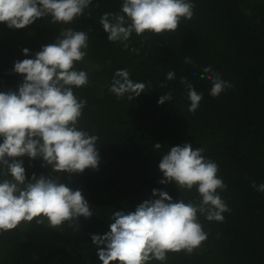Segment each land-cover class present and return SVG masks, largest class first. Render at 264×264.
Returning <instances> with one entry per match:
<instances>
[{"label": "trees", "instance_id": "16d2710c", "mask_svg": "<svg viewBox=\"0 0 264 264\" xmlns=\"http://www.w3.org/2000/svg\"><path fill=\"white\" fill-rule=\"evenodd\" d=\"M0 264H264V0H0Z\"/></svg>", "mask_w": 264, "mask_h": 264}]
</instances>
